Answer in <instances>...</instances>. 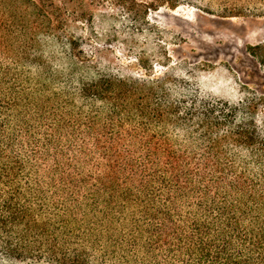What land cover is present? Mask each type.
<instances>
[{"label": "trees", "instance_id": "trees-1", "mask_svg": "<svg viewBox=\"0 0 264 264\" xmlns=\"http://www.w3.org/2000/svg\"><path fill=\"white\" fill-rule=\"evenodd\" d=\"M198 1L222 17L264 15V0ZM181 2L0 0V252L264 264V113L186 94L172 69L114 74L82 48L81 27L93 35L104 14L140 24Z\"/></svg>", "mask_w": 264, "mask_h": 264}, {"label": "rangeland", "instance_id": "rangeland-1", "mask_svg": "<svg viewBox=\"0 0 264 264\" xmlns=\"http://www.w3.org/2000/svg\"><path fill=\"white\" fill-rule=\"evenodd\" d=\"M199 4L182 0L173 9L162 6L140 24L122 12L114 18L104 14L96 19L93 35L88 26L81 27L85 57L129 78H160L172 69L184 93L201 94L205 103H251L264 113V65L255 57L264 55L256 50L264 46V15L222 17ZM0 264L48 262L0 252Z\"/></svg>", "mask_w": 264, "mask_h": 264}]
</instances>
